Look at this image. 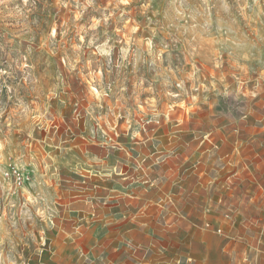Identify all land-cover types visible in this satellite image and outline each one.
I'll use <instances>...</instances> for the list:
<instances>
[{
    "label": "rangeland",
    "instance_id": "obj_1",
    "mask_svg": "<svg viewBox=\"0 0 264 264\" xmlns=\"http://www.w3.org/2000/svg\"><path fill=\"white\" fill-rule=\"evenodd\" d=\"M156 127L264 140V0H0V264H36L83 190L96 214ZM241 208L264 234V199Z\"/></svg>",
    "mask_w": 264,
    "mask_h": 264
},
{
    "label": "crops",
    "instance_id": "obj_2",
    "mask_svg": "<svg viewBox=\"0 0 264 264\" xmlns=\"http://www.w3.org/2000/svg\"><path fill=\"white\" fill-rule=\"evenodd\" d=\"M151 131L104 164L98 213L83 190L65 203L71 215L49 216L36 264H264L263 229L241 208L264 199V140Z\"/></svg>",
    "mask_w": 264,
    "mask_h": 264
}]
</instances>
